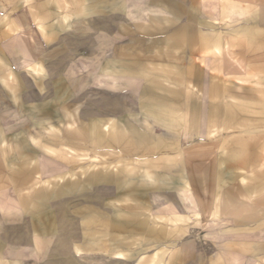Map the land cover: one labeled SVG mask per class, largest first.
Masks as SVG:
<instances>
[{"label":"rangeland","instance_id":"374dc122","mask_svg":"<svg viewBox=\"0 0 264 264\" xmlns=\"http://www.w3.org/2000/svg\"><path fill=\"white\" fill-rule=\"evenodd\" d=\"M78 1L51 0L49 17L36 0L0 4V194L13 198L0 204V264H264V95L208 97L210 87L220 91L210 84L200 32L210 11L220 31L219 0L212 9L196 0L197 34L180 42L168 31L188 22L187 2L132 0V37L117 34L115 43L102 28L109 16ZM227 7L235 20L237 6ZM147 27L164 31V42L144 34ZM124 52L132 71L119 66ZM239 85L229 86L245 91ZM114 102L115 114L99 112ZM95 122L106 144L125 140L58 144L90 135ZM95 193H112L103 214L113 217L114 235L65 240L60 215L68 231L85 234L89 220L103 218L92 211ZM32 215L50 222L31 228L33 243H12Z\"/></svg>","mask_w":264,"mask_h":264},{"label":"crops","instance_id":"0c3cea01","mask_svg":"<svg viewBox=\"0 0 264 264\" xmlns=\"http://www.w3.org/2000/svg\"><path fill=\"white\" fill-rule=\"evenodd\" d=\"M92 3V6H89L86 8V10H93V14H97L99 18L101 17H106L107 15L109 16L108 22L109 25L108 27L105 26L104 24L102 26L103 29L106 30L108 33L109 37H112L114 43L116 42V35L119 34L122 37H128L133 34L134 30V25H133V14H132V0H120V1H115V2H109L106 0H88ZM181 1V0H179ZM184 2L188 3V7L186 8V12L188 13V16L186 19H188V22L183 25L179 26L176 31H174V27H171L168 31V35L173 38V42H180L181 36L184 37L186 35L191 36L193 34H197L196 32V26L194 27V24L192 23V18L191 15H195L196 13V0H183ZM214 0H206L205 3L210 6V9H212L211 5ZM78 2H83V0H79ZM2 0H0V4H2ZM51 0H36V7L39 9L41 12L46 13L47 17H49L48 13H51L52 11L49 10ZM180 3V2H179ZM177 3V4H179ZM233 3L237 6V14L235 17V20L229 21L230 16L227 14L228 12V4ZM194 4V5H192ZM220 4V9H221V28L220 31H214L213 26H214V18L212 17V12L210 11V15H207L205 13V30L200 32V35H202L203 39H200L201 42H203V48H204V66L210 69V84H218L216 86V91L220 92H213L212 88L210 87L207 89L208 91V97L211 99H228L229 97H234V98H243L244 96L240 95H253L252 99L253 101H259L262 99L260 95H264V91L260 93V90L255 89L254 87L249 88V87H243L245 84L244 82H250L253 84H264V0H219ZM225 4L226 7L225 8ZM104 6V7H103ZM102 8L105 10L102 12ZM207 8V7H206ZM85 9V8H84ZM175 9V8H174ZM227 10V12H225ZM157 11V9L152 8V12ZM154 14L158 15V11ZM119 16V17H118ZM117 18H119V21H117ZM152 20L158 22V17L152 18ZM195 21V19H194ZM235 21V22H234ZM57 28V27H55ZM136 28V27H135ZM164 29V27H163ZM144 34H147L149 36H154L157 38V41L164 42V37L165 32L163 33L159 32L158 28L154 29H149V27L142 28ZM114 37V38H113ZM109 39L110 44L113 43ZM127 42V40H125ZM131 41L129 40L128 43L131 44ZM122 45V41L120 42ZM120 47V46H119ZM117 49V46L114 48V50ZM110 50H113L112 48ZM126 51V48H124ZM190 48L188 50L189 53V59L191 57L193 58V55L190 53ZM148 51V50H147ZM195 53V52H194ZM122 60L119 62V66L121 65V68L124 69H129L132 71L134 66L132 65V60L131 57H126V52L123 53ZM173 60V57H172ZM126 62V63H125ZM128 62V63H127ZM109 64L112 66V61H109ZM101 62L96 64L97 66H100ZM127 75H125L126 77ZM234 77V78H232ZM231 78V79H230ZM222 83V84H219ZM235 83V84H240L245 91L242 92H237L234 91L233 87L231 88L229 85ZM221 85V86H220ZM224 85H228L226 87H223ZM221 89V90H220ZM252 90V91H249ZM215 91V90H214ZM259 95V96H257ZM154 98V97H153ZM152 98V99H153ZM155 99V98H154ZM259 99V100H256ZM264 99V97H263ZM122 103V102H121ZM261 103V102H260ZM115 108H110L108 109H103L102 111L99 112L103 114H115L117 110L121 109V107H116V105H120L119 102H114ZM147 106L146 104H144ZM153 109V108H152ZM160 109V108H159ZM64 111L59 112L60 114H63ZM155 112V111H154ZM155 118H162L163 116L159 115V113L155 112L154 113ZM99 123H101L103 120L99 119ZM98 122H95L92 126L90 135L88 134V131L84 136H78L79 133H73V135H66L65 137H68L69 139H66L65 137L62 138L64 141L59 142L58 144L61 143V148L64 150L66 147L69 146V143H76L79 144L78 141H91V143L98 147L99 145H111L114 142H121V140H125V136H121L119 139L117 138H112V140L109 141V143L106 144V140L104 138V133L101 131V125ZM81 125H83V130L85 129V125L82 122ZM80 125V126H81ZM107 124L105 123V126L107 128ZM110 131V130H108ZM92 134V135H91ZM135 134V133H133ZM133 137V136H132ZM139 137H141L139 135ZM134 138V137H133ZM89 139V141H88ZM73 140V141H72ZM133 140V139H132ZM72 141V142H71ZM66 143V144H64ZM68 145V146H64ZM71 145V144H70ZM84 147H88V145H84ZM91 148V147H90ZM92 148H94L92 146ZM91 148V149H92ZM60 150H55L59 151L61 154ZM64 152V151H63ZM58 153V156L60 154ZM61 159V158H60ZM47 160L52 161L54 160V163L57 164L59 168H64L66 167V164L62 163L59 159H51L47 157ZM99 174H93L92 178H98ZM115 177V176H114ZM116 179V178H115ZM22 183L24 181L22 180ZM42 192V191H40ZM112 193L109 195H100L99 193H95L96 196V202L94 207L92 208L93 213L96 212L99 215H101L103 218L101 220H89V231L82 232L81 230H76V231H68L67 227L69 226L68 220L65 218V216L58 218V225H59V233L60 236L62 237L64 235L65 240H69L72 238H86L87 236H92L94 238H102V237H111L114 235V232L112 231L113 225H112V216L108 214H103V212H108L109 207H106V205L103 203L104 198L106 196L110 197ZM198 194V193H197ZM6 194H3L1 196L0 194V204L1 205H7L10 202L12 203V197L11 198H6L4 197ZM8 196V195H7ZM46 196V195H45ZM6 199H4V198ZM20 202V201H19ZM203 202V200H201ZM207 203L204 201V204ZM23 204V203H22ZM198 204V203H196ZM40 205H36V207H39ZM227 204L225 205L224 202L223 204H220V208L222 207L223 209H226ZM90 217V215H87L85 217ZM3 219V216L0 214V219ZM19 219V217H16ZM49 217L44 218L43 216H33L31 217V225H28V227H17L14 229V237L13 240L11 241L12 243H33V229L31 228H38L41 226L42 222L45 225L46 223L50 222ZM124 222V221H122ZM114 224V223H113ZM115 227H117L118 224H114ZM33 226V227H32ZM100 226H103L105 230L101 229ZM107 227V229H106ZM28 228V230H27ZM118 228V227H117ZM120 228V227H119ZM46 229V228H45ZM121 229V228H120ZM122 229H124L122 227ZM92 232V235H91ZM21 233V235H20ZM46 233V230L44 231ZM103 233V234H102ZM16 234H19V238L16 237ZM66 237V238H65ZM44 241L48 240L47 238H43ZM13 250H16V248H13ZM77 250L80 252L82 248L78 247ZM27 251L24 253L26 254ZM10 253V252H8ZM119 253V252H118ZM15 253H12V255ZM119 254H122L121 252ZM18 257V255L15 257ZM1 258V255H0ZM257 260H260L259 258H256ZM1 264H7V262L1 263Z\"/></svg>","mask_w":264,"mask_h":264}]
</instances>
